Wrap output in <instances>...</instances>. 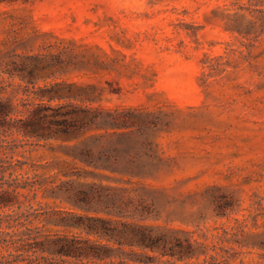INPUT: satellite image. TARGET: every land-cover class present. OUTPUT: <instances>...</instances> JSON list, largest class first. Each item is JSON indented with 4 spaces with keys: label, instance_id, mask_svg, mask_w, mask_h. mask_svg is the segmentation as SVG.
Listing matches in <instances>:
<instances>
[{
    "label": "rangeland",
    "instance_id": "1",
    "mask_svg": "<svg viewBox=\"0 0 264 264\" xmlns=\"http://www.w3.org/2000/svg\"><path fill=\"white\" fill-rule=\"evenodd\" d=\"M9 84H56L75 103L134 110L152 173L80 181L127 188L152 206L146 223L216 243L226 231L219 244L239 253L231 264H264V0H0V85ZM4 139V165L24 163L4 181L69 179L46 167L58 148ZM33 194L20 212L78 211L51 190Z\"/></svg>",
    "mask_w": 264,
    "mask_h": 264
},
{
    "label": "trees",
    "instance_id": "2",
    "mask_svg": "<svg viewBox=\"0 0 264 264\" xmlns=\"http://www.w3.org/2000/svg\"><path fill=\"white\" fill-rule=\"evenodd\" d=\"M9 86L0 85V138L17 135L35 146L58 148L62 154L46 167L55 170L54 176L69 179L55 186L43 179L4 181L1 177L8 170L21 169L24 163L4 165L0 158V251H5L0 264H231L236 260L238 252L219 244L228 232L219 235L216 243L205 233L194 238V232L146 223L153 216L152 206L135 200L127 188L80 181L83 174L128 177V181L152 173L153 166L145 161L153 155L134 137L143 132L132 131L139 117L134 110L75 103L71 99L77 96L59 94L56 84L25 85L22 93L21 85L13 92ZM65 98L70 100L52 104ZM38 189L64 196L78 211L20 212L23 200ZM36 219L64 231L44 233L33 225Z\"/></svg>",
    "mask_w": 264,
    "mask_h": 264
}]
</instances>
